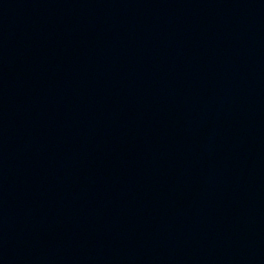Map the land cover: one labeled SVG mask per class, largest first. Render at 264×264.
I'll use <instances>...</instances> for the list:
<instances>
[{"label":"water","instance_id":"water-1","mask_svg":"<svg viewBox=\"0 0 264 264\" xmlns=\"http://www.w3.org/2000/svg\"><path fill=\"white\" fill-rule=\"evenodd\" d=\"M0 264H264V0H0Z\"/></svg>","mask_w":264,"mask_h":264}]
</instances>
